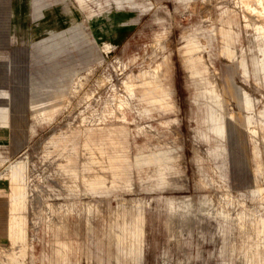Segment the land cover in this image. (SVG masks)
I'll return each instance as SVG.
<instances>
[{
	"label": "rangeland",
	"instance_id": "rangeland-1",
	"mask_svg": "<svg viewBox=\"0 0 264 264\" xmlns=\"http://www.w3.org/2000/svg\"><path fill=\"white\" fill-rule=\"evenodd\" d=\"M11 1L0 264H264L254 0Z\"/></svg>",
	"mask_w": 264,
	"mask_h": 264
},
{
	"label": "crops",
	"instance_id": "crops-1",
	"mask_svg": "<svg viewBox=\"0 0 264 264\" xmlns=\"http://www.w3.org/2000/svg\"><path fill=\"white\" fill-rule=\"evenodd\" d=\"M28 0H12L10 3V7H14V9L16 10L17 13H28V10H25L24 8H28L29 7V2L27 3ZM32 8H33V5H32ZM34 12H36V10H34ZM114 30V29H113ZM199 71V70H195V75L196 72ZM207 93H211L213 94V91H208ZM215 115H218L216 112H214L213 110H211V114H208L207 113V118H206V122H208L212 127L215 125V122L217 121V123H219V117L216 118ZM213 132H215L217 135H219V130L218 129H214L212 128ZM159 171H162V170H158ZM11 185H9V189L7 191H9L11 189L10 187ZM4 189H0V216L3 217L4 219V215L6 214V217L8 215V209L6 210V206L10 204L9 200L6 199L5 195H6V192ZM3 207V208H2ZM3 211V212H2ZM7 211V212H6ZM16 253V252H15ZM15 253H13L12 251L9 254V260L10 262H12V258H11V254L15 255V258H16V261L13 262V263H20V259L22 258V255L23 253H20L19 252V255H16Z\"/></svg>",
	"mask_w": 264,
	"mask_h": 264
},
{
	"label": "bare ground",
	"instance_id": "bare-ground-1",
	"mask_svg": "<svg viewBox=\"0 0 264 264\" xmlns=\"http://www.w3.org/2000/svg\"><path fill=\"white\" fill-rule=\"evenodd\" d=\"M251 3L246 4L247 6L252 7L251 12L255 11V13H259V15H264V0H254V3H252V4ZM252 13H254V12H252ZM215 116H216V118L219 117L218 115H215ZM212 128H214L215 130L218 129L219 135H221L222 133L226 134V127H218L217 121L215 122V125L213 127L212 126L210 127V130H212Z\"/></svg>",
	"mask_w": 264,
	"mask_h": 264
}]
</instances>
